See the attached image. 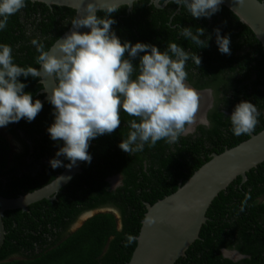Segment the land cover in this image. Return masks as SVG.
Returning a JSON list of instances; mask_svg holds the SVG:
<instances>
[{"label": "trees", "instance_id": "trees-1", "mask_svg": "<svg viewBox=\"0 0 264 264\" xmlns=\"http://www.w3.org/2000/svg\"><path fill=\"white\" fill-rule=\"evenodd\" d=\"M165 1L161 7L150 0H136L130 10L126 5L97 10L83 38L85 45L67 52L66 65L84 73L105 99L77 76L66 77L55 68L59 86L83 117L86 154L81 171L54 193V199L31 203L27 210H4L0 264H126L146 203L173 192L210 159L211 152L220 153L246 139L249 131L256 133L264 127V49L253 31L229 8L212 0L159 3ZM1 5L7 8L2 10ZM35 9L44 13L37 18L42 34L49 36L38 40L36 48L23 43L22 32L11 31L20 25V10L29 17ZM74 14L68 6L0 0V27L5 26L0 32V116L21 144V150L12 153L7 136L0 132L3 196L15 197L48 183L70 160L74 138L68 136V119L51 99L43 98L39 76L29 66L15 64L10 48L15 45L12 39H20L31 65L68 28ZM196 34L199 40L186 38ZM179 37L180 45H189L206 59L202 75L185 77L198 88L214 89L210 126H199V136L179 134L188 114L187 103L164 110V99H151L155 91L140 82L136 72L111 64L125 58L126 51L133 59L150 61L153 45L167 51ZM10 58L13 66L7 70L5 60ZM98 62L99 69H109L114 75L112 88L96 80ZM34 66L38 67L36 61ZM123 77L137 82L123 87ZM176 119L182 121L175 128ZM116 173L121 182L111 188L108 178ZM104 208H112L119 217ZM97 209L102 211L70 228L81 213ZM206 217L199 237L173 264L264 263V161L247 171L244 181L237 176L219 191ZM222 248L236 249L244 257H225Z\"/></svg>", "mask_w": 264, "mask_h": 264}, {"label": "water", "instance_id": "water-1", "mask_svg": "<svg viewBox=\"0 0 264 264\" xmlns=\"http://www.w3.org/2000/svg\"><path fill=\"white\" fill-rule=\"evenodd\" d=\"M44 4L68 6L75 10L70 26L52 43L46 51L37 73L43 84L41 91L44 99H51L55 109L61 110L70 123L68 136L74 138V148L70 160L63 170L48 183L15 197L0 194V245L3 242L5 228L2 221L6 209L21 208L41 199H53L54 193L65 185L76 173L81 171V163L86 154L87 139L85 123L79 110L63 92L54 77L56 64L68 75H75L92 90L100 94L99 88L81 73L66 66V52L76 46L85 45L83 38L88 35L96 17L97 10L114 9L126 5L132 8L136 0H31ZM161 7L165 2L150 0ZM218 5L229 8L238 19L246 24L260 41L264 49V1L261 0H212ZM264 161V127L256 133L249 131V136L239 143L225 148L220 153H212L209 160L200 165L177 188L152 204L146 203V211L141 221L136 245L126 264H173L185 255L189 245L199 237L201 225L206 221V210L219 191L225 189L237 176L242 181L246 172ZM109 211L112 208L108 209ZM102 209L87 213L91 216ZM115 212V211H114ZM117 212V211H116ZM117 217L119 213L117 212ZM74 223L80 225L82 221ZM237 257H244L233 250ZM223 255L226 249H222ZM264 264V263H258Z\"/></svg>", "mask_w": 264, "mask_h": 264}, {"label": "flooded vegetation", "instance_id": "flooded-vegetation-1", "mask_svg": "<svg viewBox=\"0 0 264 264\" xmlns=\"http://www.w3.org/2000/svg\"><path fill=\"white\" fill-rule=\"evenodd\" d=\"M1 7H2V10H5L4 8H7L5 5H1ZM43 14L44 13H42L40 10L35 9L34 11H32V14L28 17L25 15V12L23 10L22 11L20 10L19 11L20 25L13 27L11 31H13L16 34L22 32L23 33L22 36L25 39V41L23 42L24 44L30 43L31 46H34V48L39 47L38 40L43 41L44 39H47L49 37L47 33L42 34L43 25L39 24V20L37 18L39 16H43ZM4 27H0V32ZM5 29H7V27ZM180 38L181 37H179V40L177 42L173 44H169L167 51L160 50L158 45H153L152 50H149L151 53L150 61L143 59V58L133 59L132 58L133 54L131 52L126 51L125 58H122L118 62L111 61V64H115L117 68H120L123 71L128 70V72L132 74L136 72V75H138L140 82L141 81L142 83L145 82L153 91H155V93L151 94V99H158L160 97L164 99V102H163V105L165 106L164 110L166 109L169 110L172 107H174L177 103H180V102L187 103L189 105L188 114L184 118L183 126L179 134L184 137H189V136L193 137L195 135L197 136L201 135L200 130H198L199 126H203L205 128H208L210 126V119H209L208 113H209V110L214 106L216 99L214 96V89L212 86L198 88L189 79H187V77H185L184 74L202 75L203 74L202 72L205 70L203 68V64L204 62H206V59L204 58L203 60L200 53H198L199 51L193 50L189 45H185V44L183 46L182 44L180 45L181 43ZM186 38H189V39L198 38L199 40L200 37L199 35L196 34L193 36H188ZM10 39L11 37L8 38L9 42H11ZM12 42L15 45L13 46V49L12 48L10 49L12 50L11 55L16 58V59L13 58L15 59L14 61L15 64L19 66V68L24 67V66H27V67L29 66V68L33 70V73L38 75L37 73L40 70V65H41L40 63L45 54L42 56L40 60L38 57L36 59L34 58V60L38 64V67L34 66L35 61L31 65H29L28 63L29 56L27 54V48L23 47L20 39H16V40L12 39ZM170 42L171 41H169V43ZM139 46L140 47L146 46V44L140 43ZM199 46L200 45H198L197 50L199 49ZM49 47L47 48V50L49 49ZM187 51L191 53L188 55ZM67 52L65 54V59H64L65 64H66ZM7 54H8L7 51L3 52L4 56ZM5 61H6L7 70H10L11 66H13L12 58L6 59ZM150 62L152 65L148 69H146L145 66H142V65H148ZM95 66L97 67V72L95 73L96 80L99 81L101 84H103L105 88L106 87L112 88L113 86H115V82H112L114 75H112L110 70L106 69L105 71V69L104 70L102 68L99 69V67H101V63L99 62L97 65L95 64ZM56 67L60 69L58 64H56L54 67V70ZM54 70H53V73L55 77ZM73 70L81 73L80 71L76 69H73ZM60 71L62 70L60 69ZM62 72L65 73L64 71ZM65 74H66V77L75 76V75H68L67 73ZM81 74L85 76L84 73H81ZM171 74H173L172 77H171ZM123 78L124 80H126V82L123 83V87L125 86L131 87V85L137 82V80L133 78L131 79L130 77L128 80H127V77H123ZM196 79L198 78L194 76V80ZM38 81L41 83L40 77ZM90 81L92 82V80ZM170 86L171 88L167 90V88ZM42 88H43V84H42ZM173 89L178 90V91L182 90L184 93L183 95H175L173 98L172 93L170 92V90L172 91ZM0 92L2 96L1 83H0ZM185 93H189L191 96L188 97L187 95H185ZM220 96L221 94H218V97ZM226 112L228 113V111ZM181 121H182L181 119L179 121H177V119L175 120L174 122L175 128ZM174 133L175 132H173L172 135H174ZM20 134L22 135L21 131H20ZM212 153L214 152H211V155ZM114 175H117L119 177V183H120L121 175L119 173H116ZM110 177L108 178V181ZM111 188H114V187H111ZM82 214L83 213H81L79 217H81ZM74 223L71 224L70 228L74 225Z\"/></svg>", "mask_w": 264, "mask_h": 264}, {"label": "rangeland", "instance_id": "rangeland-1", "mask_svg": "<svg viewBox=\"0 0 264 264\" xmlns=\"http://www.w3.org/2000/svg\"><path fill=\"white\" fill-rule=\"evenodd\" d=\"M170 92L172 93V97H174L175 95H183V91H178V90H175L173 89L172 91L170 90ZM185 95H187L188 97H190L191 95L189 93H185ZM0 97H1V92H0ZM193 126V125H192ZM0 132H2L5 136H7L9 142H10V146H11V152L12 153H15V152H19L21 150V144L18 140H16L15 138L12 137V135L9 134V132L6 130V127H5V121L4 119L0 116ZM109 182H110V185L111 187H115L118 183H119V177L117 175H113L110 177L109 179ZM109 208H104L103 210H108ZM113 210V209H112ZM114 211V210H113ZM85 214V213H83ZM115 215L117 216V212L115 211ZM86 216V215H85ZM84 216V217H85ZM88 218V217H87ZM83 219V218H82ZM86 219V218H85ZM84 219V220H85ZM81 220V217H79L77 219V221H80ZM76 221V222H77ZM82 221V220H81ZM75 222V223H76ZM74 226V225H73ZM71 227V229H75V227ZM79 225H76V227H78ZM229 257L235 259V260H238L240 259L239 257L236 256V254H234V252L232 251H228V254Z\"/></svg>", "mask_w": 264, "mask_h": 264}, {"label": "clouds", "instance_id": "clouds-1", "mask_svg": "<svg viewBox=\"0 0 264 264\" xmlns=\"http://www.w3.org/2000/svg\"><path fill=\"white\" fill-rule=\"evenodd\" d=\"M102 95V94H101ZM11 135V134H10ZM54 199V198H53ZM92 210H87V211H85L84 213L85 214H82V216L81 217H83V216H85V215H87L88 216V214L87 213H89V212H91ZM86 217V216H85ZM90 217V216H89ZM222 249H226V254L225 255H223V253H222V255L223 256H225V257H229V255H227L228 254V251L230 252V251H232L233 252V250H236V249H233V248H222ZM222 249H221V252H222ZM238 251V250H237ZM242 254V253H241ZM229 258H231V257H229ZM242 258V257H241ZM233 259V258H232ZM233 260H235V259H233Z\"/></svg>", "mask_w": 264, "mask_h": 264}, {"label": "bare ground", "instance_id": "bare-ground-1", "mask_svg": "<svg viewBox=\"0 0 264 264\" xmlns=\"http://www.w3.org/2000/svg\"><path fill=\"white\" fill-rule=\"evenodd\" d=\"M169 88H171V86H170V87H168V88H167V90H168ZM173 98H174V97H173ZM86 216H87V215H86ZM81 218H84V216H83V217H81Z\"/></svg>", "mask_w": 264, "mask_h": 264}]
</instances>
